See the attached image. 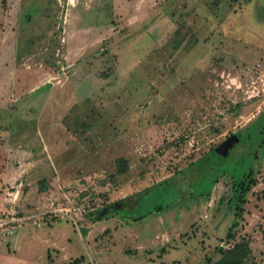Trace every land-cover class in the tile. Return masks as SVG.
Listing matches in <instances>:
<instances>
[{
	"label": "rangeland",
	"instance_id": "374dc122",
	"mask_svg": "<svg viewBox=\"0 0 264 264\" xmlns=\"http://www.w3.org/2000/svg\"><path fill=\"white\" fill-rule=\"evenodd\" d=\"M262 119L264 0H0V264H264Z\"/></svg>",
	"mask_w": 264,
	"mask_h": 264
},
{
	"label": "trees",
	"instance_id": "16d2710c",
	"mask_svg": "<svg viewBox=\"0 0 264 264\" xmlns=\"http://www.w3.org/2000/svg\"><path fill=\"white\" fill-rule=\"evenodd\" d=\"M255 132H256L255 133L256 137L254 140L256 142V145L258 146L263 141L262 137L264 134V119H262V121L256 126ZM233 137L238 139V143L236 145H238L243 140L237 134L229 137L228 139L233 138ZM124 170H125V167L120 169V173H122ZM236 188L239 192V202L241 204H245L246 196L251 189V183H245L244 184V182H243L241 184V186H239V187L236 186ZM157 209L160 210L162 208L158 207ZM228 237H231V233H229ZM250 255H251V249L249 247L248 242L241 241V242L236 243L229 250L225 251L223 258L220 259L219 262H217V264H244Z\"/></svg>",
	"mask_w": 264,
	"mask_h": 264
},
{
	"label": "water",
	"instance_id": "95a60500",
	"mask_svg": "<svg viewBox=\"0 0 264 264\" xmlns=\"http://www.w3.org/2000/svg\"><path fill=\"white\" fill-rule=\"evenodd\" d=\"M238 143V139H236L235 137L230 138L228 140H226L225 142H223L220 146H218L217 148H214L213 150V155L217 156V157H227L230 153V151L232 150V148H234V146H236V144ZM212 162V158H208L207 159V163L205 164V167H208L209 165H211ZM123 202H119V205H121ZM106 210H103L102 213H105ZM80 232L83 235L87 234V229L85 228H80Z\"/></svg>",
	"mask_w": 264,
	"mask_h": 264
},
{
	"label": "crops",
	"instance_id": "0c3cea01",
	"mask_svg": "<svg viewBox=\"0 0 264 264\" xmlns=\"http://www.w3.org/2000/svg\"><path fill=\"white\" fill-rule=\"evenodd\" d=\"M35 55V54H34ZM35 69H37L36 67H34V68H27V70L28 71H33V70H35ZM39 71H41V70H39ZM36 72V71H35ZM31 87H34L33 89H35V88H38L39 86H38V82L37 81H34L33 83H32V85H31ZM33 89H32V91H33Z\"/></svg>",
	"mask_w": 264,
	"mask_h": 264
},
{
	"label": "flooded vegetation",
	"instance_id": "af4514ba",
	"mask_svg": "<svg viewBox=\"0 0 264 264\" xmlns=\"http://www.w3.org/2000/svg\"><path fill=\"white\" fill-rule=\"evenodd\" d=\"M207 159H208V157H207Z\"/></svg>",
	"mask_w": 264,
	"mask_h": 264
}]
</instances>
